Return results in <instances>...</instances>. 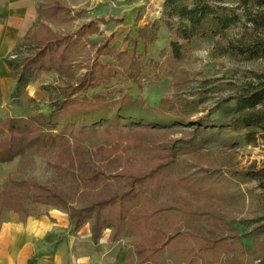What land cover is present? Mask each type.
Instances as JSON below:
<instances>
[{
	"label": "trees",
	"instance_id": "trees-1",
	"mask_svg": "<svg viewBox=\"0 0 264 264\" xmlns=\"http://www.w3.org/2000/svg\"><path fill=\"white\" fill-rule=\"evenodd\" d=\"M82 14L57 2L40 6L38 29L30 31L6 59L16 79L14 95L43 71L58 74L61 98L51 99L47 113L0 116V164L24 161L0 188V226L4 212L15 213L25 223L34 207L48 206L68 214L72 232L91 222L96 247L106 230L112 231L113 243L126 232L133 233L135 264H163L166 251L188 264H264V215L237 219L215 208L195 209L196 201L230 203L246 198L243 185L264 181V171L225 175L197 162L207 145L235 146L237 139L225 137L229 131L264 132V74L206 112H200L195 101L164 97L151 105L122 88L117 97L109 92L119 77L143 90L146 65L138 46L142 43L147 51L158 41L163 25L171 41L169 50L160 53L164 63H151L149 72L156 80L166 68L178 69L193 40L222 36L243 20L260 38L238 52L249 59L264 58V0H164L159 17L137 29L136 37L129 33L131 48L125 50L111 45L112 36L99 44L91 40L101 33L99 23H110L104 17L67 34L42 22L69 24ZM23 49L29 54L20 59ZM102 57L115 61L103 63ZM178 129L182 136L170 141L136 139L140 133L154 137ZM244 138L253 142L251 133ZM89 142L99 145L91 151ZM30 151L40 156L52 152L48 166L74 191L21 178ZM124 152H133L130 163L124 164L120 155ZM258 187L264 199V182ZM191 219L201 220L203 229H179Z\"/></svg>",
	"mask_w": 264,
	"mask_h": 264
},
{
	"label": "rangeland",
	"instance_id": "rangeland-1",
	"mask_svg": "<svg viewBox=\"0 0 264 264\" xmlns=\"http://www.w3.org/2000/svg\"><path fill=\"white\" fill-rule=\"evenodd\" d=\"M163 1L52 0L50 5L57 2L62 6L70 8L72 11H83V14L80 18L75 19L69 24H59L50 20H47V22L51 24L50 27L55 32L67 34L76 32L82 25L92 20L98 21L100 17H104L110 23L108 25L99 23L101 33L93 36L91 40L99 44L103 38L112 36L111 45L116 46L119 50H125L131 48L127 40L129 33H131L130 37H136L137 29L144 27L147 23L159 17ZM167 37L169 35L161 38L158 43L151 45L147 51H144L142 43L138 46V50L146 65L145 73L141 79V82L144 83L143 90L140 91L128 78L119 77L113 80L109 87L110 97H117L118 90L122 88L135 96H143L151 105L157 104L164 97H172L176 100L195 101L198 104V110L206 112L207 109L215 106L217 102L236 96L242 87L254 83L257 75L264 74V58L249 59L248 55L238 52L239 49H244V47L251 45L260 38L252 26L246 25L243 20L222 36H208L203 39L193 40L185 60L178 65V69L173 71L170 68H166L159 73L161 79L156 80L152 77L149 70L152 61L164 63L165 59L162 58L160 53L164 49L169 50L170 44L167 45ZM28 54V51L23 49L19 57L21 59ZM101 61L108 63L115 60L102 57ZM150 76L151 78H149ZM60 86L61 83L58 81V74L56 72L47 73L40 71L36 73L31 84L20 95H16L17 97L12 101L11 104L15 107L11 109V116H29L49 112L51 99L61 98ZM99 90L103 91L102 88ZM261 110H264V108ZM2 111L5 113H3L4 115H9V113L6 114L5 110ZM181 132L182 129L168 130L154 137L146 133H140L136 136V139L145 142H152L153 140L170 141L181 137ZM247 133H251L253 138L251 144L244 138V135ZM225 137L231 140L237 139V144L235 146L223 144L207 145L197 156V162L201 167L212 171L220 170L225 175H230L234 172L264 171L263 131L258 129L242 130L238 133L229 131ZM98 145L95 142L87 143V147L91 151H94ZM120 155L123 158L124 164H127L130 163V157L133 156V152H124ZM52 160V152L40 156L35 151H30L27 159H25L28 165L27 169L24 173L20 174V177H33L40 183L49 182L57 187H63L71 193L74 191V188L64 179L58 177L48 166V162ZM23 162L22 159H17L14 166L13 163L0 164V188L4 187L10 175L16 174L21 169ZM263 182L260 181V183ZM259 184L257 182H250L242 186L246 193V198L243 196L235 198L230 203L196 201L195 209L215 208L237 219L263 216L264 199L260 198V195H263V190L258 187ZM168 196V194L165 195L163 201L167 200ZM48 211L47 207L37 206L33 208L32 214L43 216L48 214ZM3 217L4 220L9 219L11 213L4 212ZM90 225L91 222L85 225V229H89ZM203 226L204 223L201 220L191 219L182 224L179 229L184 232H199L203 229ZM238 227L243 232L247 231L240 224H238ZM67 236H69L68 230L60 234L48 236L46 241L53 243L50 246V253H55L58 249H55V247L61 241L66 240ZM108 236L109 232L106 231L104 244L107 243ZM134 238L133 233L126 232L119 243L112 244L108 242V246L112 252L121 251V263L130 261H133L134 264L137 263V260H134ZM83 241L86 244L84 246L86 253L88 255H96V251L89 242V238H83ZM67 246L70 248V245ZM162 262L163 264H188L181 256L171 251H166L162 257Z\"/></svg>",
	"mask_w": 264,
	"mask_h": 264
},
{
	"label": "crops",
	"instance_id": "crops-1",
	"mask_svg": "<svg viewBox=\"0 0 264 264\" xmlns=\"http://www.w3.org/2000/svg\"><path fill=\"white\" fill-rule=\"evenodd\" d=\"M50 2L52 0H0V112H2L0 116L2 117H14L11 116V109L15 106L11 103L17 97L15 95L12 98L17 84L6 59L13 54L30 31L38 29L40 6H50ZM42 22L51 26L46 19ZM166 35H169L166 40L169 45L171 35L163 25L156 43ZM7 107L9 108L6 111ZM2 110L9 115H4ZM16 160L12 162L13 166ZM44 207L48 208V214L39 216L31 212L25 223H22L19 216L13 212H10L9 219L4 220L3 217L0 226V264H113L116 261L125 264L120 261L121 251L114 253L108 246V242L117 244L122 240L113 243L111 230H106L109 232L107 243L104 244L106 240L104 233L100 244L96 247L92 240L91 225L89 229H85L84 225L80 230L72 232L68 214L48 206ZM65 230H68L69 236L58 243L55 253H50V246L53 243L46 241V238ZM86 237L93 245L97 257L86 253L84 249L86 244L83 241Z\"/></svg>",
	"mask_w": 264,
	"mask_h": 264
}]
</instances>
